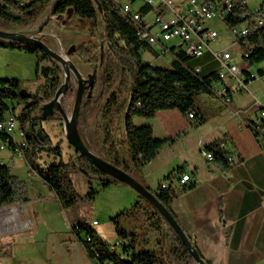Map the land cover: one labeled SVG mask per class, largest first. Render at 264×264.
<instances>
[{"label":"trees","instance_id":"16d2710c","mask_svg":"<svg viewBox=\"0 0 264 264\" xmlns=\"http://www.w3.org/2000/svg\"><path fill=\"white\" fill-rule=\"evenodd\" d=\"M118 6L119 3L114 0H0V30L15 31L16 26L33 27L49 10L59 17L65 15L70 20L76 18L87 23L91 38L83 41L72 52L94 71L93 84L83 94L79 113L78 129L81 138L93 153L129 173L150 189L159 202L177 219L171 204L194 185H179L181 177L178 179V176L183 173L182 167L171 171L163 179V182L168 183L167 186H162V182L153 190L146 184L142 168L158 155L163 145L172 140L155 138L152 125L135 126L133 117L152 118L160 110L176 109L184 116L192 114L197 123L205 122V114L199 105L200 97L217 96L214 83L218 80L219 66L206 73L204 66L196 63L199 57L192 58L181 47L175 46L170 50L174 53L171 67L146 63L143 59V50L150 49L156 55L157 52L139 39L135 26L124 19ZM143 9L147 10L148 7L145 6ZM246 10H250L248 4L237 2L233 14L227 20V26L242 23L244 20L242 15ZM46 24L44 23L42 27L44 28ZM0 46L35 54L37 72L46 78L42 96L38 94L24 96L19 79L0 78V113L12 111L17 115L24 129V137L28 140L24 150L25 159L33 171L54 191L62 206L71 208L95 198L98 190L92 185V175L101 181L102 187L121 183L80 155L79 167L74 162L66 163L62 160L46 167H37V159L43 151H49L57 156L62 155L61 148L53 145L50 135L43 126L44 121L55 114L45 118L42 107L54 97L61 86L63 69L55 59L33 44L0 38ZM243 48L249 54L248 57H243L248 67L264 61V26L251 30L244 39ZM214 62L217 61L211 54L208 63ZM46 63L48 65H43ZM196 67H200V71H196ZM258 75L263 76L264 71L260 70ZM73 93L76 94L75 87L69 88L61 102L64 103ZM8 99L18 105H24L19 114L15 112L16 107L12 109L9 106ZM124 114L126 134L120 131L118 139L115 134L116 125L123 119ZM58 116L62 118L60 114ZM92 118H100L103 121V150L92 147L82 132L81 126ZM255 125L256 121L251 123L256 134H261L264 131V124L261 125V131ZM7 137V133L0 131L1 140L5 141ZM262 146L264 147V134ZM205 150L213 153V162L221 164L223 171H229L230 154L221 147V141H214ZM78 168L89 180L90 191L85 196L75 189L71 178V174ZM24 201H27L25 184L12 173L9 165L0 162V208ZM131 218L138 223V231L131 232L121 226L123 219ZM111 220L121 241L116 247L104 241L86 224L73 228L86 253L94 260H100L102 263L108 260L116 264H197L179 236L147 199L139 196L130 208L124 209ZM140 229L147 234L151 231L155 234L154 246H151L149 240L142 238ZM83 231H86L84 238L81 237ZM194 247L201 255L195 244ZM7 254L3 253L2 256Z\"/></svg>","mask_w":264,"mask_h":264},{"label":"rangeland","instance_id":"374dc122","mask_svg":"<svg viewBox=\"0 0 264 264\" xmlns=\"http://www.w3.org/2000/svg\"><path fill=\"white\" fill-rule=\"evenodd\" d=\"M114 1L122 4L126 0ZM136 4L140 3L137 2ZM247 4L250 9L256 10L264 4V0H247ZM51 15L52 12L47 11L33 27L25 28L28 31L25 34L29 36L40 35L44 29L43 24L49 23L46 24L48 34L42 41L50 48L67 55L71 61L79 66L84 77L93 74L94 71L91 66L83 63L76 53L68 52L72 47L76 49L83 41L91 38L87 23L76 18L70 20L65 15L58 16L52 21ZM211 24L219 33L212 44L213 51L219 52L229 49L234 56V62L242 70L249 69L255 75L260 70H264V61L255 63L250 67L246 65L242 57L245 49L234 48V43L237 41L236 36L224 22L215 20ZM62 27L65 29L63 30ZM20 28L19 26L15 27V29ZM28 29L32 30L29 31ZM95 40L97 41L96 38ZM179 44L180 41L176 38L166 43L168 47ZM153 49L161 52L162 48L156 44ZM173 58V52L158 56L150 49L143 50L144 61L153 66L169 68ZM0 78H17L21 81L22 90L32 95H43L46 78L37 72L35 54L0 46ZM63 82L64 71L61 75V83ZM71 87L77 88V79L74 74H71L68 89ZM75 95L73 93L63 103L69 113L73 110ZM243 95L245 98L254 96L264 100V78H258L254 84L248 85L247 89L243 91ZM8 104L12 109L16 107L15 112L17 114L24 106L16 104L11 99H8ZM157 122V118L133 117V123L138 127L152 123L157 124ZM43 126L50 135L53 145L61 148L62 155L57 156L49 151H43L40 158L37 159V167H46L61 160L66 163L74 162L79 167V154L66 138L63 119L55 113L52 118L44 121ZM81 127L89 144L95 149L103 150V121L100 118H92ZM120 131H124L126 134L125 114L116 125L115 134L118 139ZM0 161L9 165L12 173L25 184L27 197V201L0 208V255L8 253L1 257L0 264H8L7 261L9 260L6 256L12 255L13 264H97L96 260L88 256L79 237L73 231V228H77L80 224H86L93 228L108 243L119 240L111 218L117 216L124 209L130 208L136 202L134 195L138 193L130 186L120 183V186L111 184L108 187H102L101 181L92 175V185L98 190L95 198L71 208H64L54 191L50 189L39 174L33 171L26 159H20L9 149H0ZM134 175L138 176L136 173ZM71 178L79 194L85 196L89 193V180L79 168L71 174ZM7 207H19V214L16 216L7 211ZM94 220L97 221V224L93 223ZM121 226L131 232L139 229L137 228L138 223H135L132 218L130 220L123 219ZM140 234L142 238L149 240L151 246H154L156 237L152 231L150 234L141 231ZM81 237H86V231L81 233Z\"/></svg>","mask_w":264,"mask_h":264},{"label":"crops","instance_id":"0c3cea01","mask_svg":"<svg viewBox=\"0 0 264 264\" xmlns=\"http://www.w3.org/2000/svg\"><path fill=\"white\" fill-rule=\"evenodd\" d=\"M57 17L52 14L50 18L53 21ZM47 25L40 35L33 36L43 40ZM16 31L28 32L25 28ZM210 60L207 51L196 63L207 73L219 66L218 62L208 63ZM256 74L248 85L264 78ZM243 91L229 101L218 94L202 95L199 105L206 118L203 123L176 109L156 112L152 118L158 122L150 124L155 138L172 141L142 168L143 178L153 190L178 167L183 168L182 174L190 175V181L182 185L193 184V188L173 200L171 208L202 257L212 264H264V131L256 134L251 127L257 119L255 101L264 105V100L245 98ZM216 140L234 159L228 172L202 154ZM138 197L134 195L136 201ZM6 258L13 264V255Z\"/></svg>","mask_w":264,"mask_h":264},{"label":"built area","instance_id":"2783aa9c","mask_svg":"<svg viewBox=\"0 0 264 264\" xmlns=\"http://www.w3.org/2000/svg\"><path fill=\"white\" fill-rule=\"evenodd\" d=\"M240 1L247 4V0H126L119 4L118 9L124 19L135 26L141 41L150 47L156 44L161 46V52L156 51L158 56L170 52L172 47H168L166 43L175 38L180 41L175 47H181L192 58L200 57L209 51L213 59L219 63L218 80L214 83V89L218 95L224 96L229 101L236 92L247 89L248 81L257 75L249 69L247 72L242 70L234 62V56L229 49L219 52L212 50V44L219 33L211 22L219 20L227 25V20ZM137 2L140 4H136ZM145 6L148 7L147 10L143 9ZM253 13L257 15L252 16ZM242 17L244 18L242 23L228 27L236 36L237 41L234 43L236 48H243L244 39L252 29L264 26V5H260L256 10H246ZM248 55V52L244 51L242 57ZM196 71H200V67H196ZM254 105L257 115L255 127L261 131V125L264 124V105L259 101H255ZM189 117L193 118V115L190 114ZM0 131L8 134L5 141L0 139V149H9L20 159H25L24 150L28 140L24 137V129L15 113L12 111L0 113ZM202 154L208 161H213L212 152L204 149ZM228 159L234 160L232 156ZM188 181L190 175L182 174L179 184ZM167 185V182L162 183V186ZM93 223L97 224V221ZM120 243L121 241L117 240L111 244L112 247H116ZM96 263L116 264L108 260L104 263L96 260Z\"/></svg>","mask_w":264,"mask_h":264},{"label":"water","instance_id":"95a60500","mask_svg":"<svg viewBox=\"0 0 264 264\" xmlns=\"http://www.w3.org/2000/svg\"><path fill=\"white\" fill-rule=\"evenodd\" d=\"M0 38L22 44H33L44 50L51 58L55 59L58 63L61 64L64 71V82L58 88L54 97L43 105V116L46 118L48 116L54 115L55 113L60 114L64 122L66 138L68 142L75 148L78 154L85 158L92 165L98 167L104 173L110 175L121 183L130 186L138 193L139 196L147 199L150 203H152L164 217V219L168 222L171 229L179 236L186 248L190 251L194 258V261L197 264H208V262L195 250L191 238L185 232L179 221H177V219L171 214V212L159 202L156 195L150 189L146 188L129 173L93 153L85 145L78 129L79 113L81 110L83 94L85 90L91 87L93 84V74H89L88 77H84L77 66L68 58L67 55H64L63 53L50 48L39 37L29 36L25 33L17 31L0 30ZM74 49L75 47H72L68 52L71 53L74 51ZM71 74H74L77 79V88L74 107L72 112L69 113L61 102V99L65 95L69 87ZM21 92L24 96L32 95L30 93H27L25 90H22ZM7 206L10 205L8 204Z\"/></svg>","mask_w":264,"mask_h":264},{"label":"bare ground","instance_id":"6f19581e","mask_svg":"<svg viewBox=\"0 0 264 264\" xmlns=\"http://www.w3.org/2000/svg\"><path fill=\"white\" fill-rule=\"evenodd\" d=\"M6 210L15 214L16 216H17V214H19V207H7Z\"/></svg>","mask_w":264,"mask_h":264}]
</instances>
